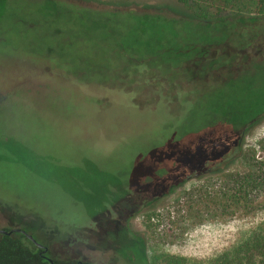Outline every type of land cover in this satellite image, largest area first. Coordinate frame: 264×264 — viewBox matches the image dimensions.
<instances>
[{"label":"rangeland","instance_id":"rangeland-1","mask_svg":"<svg viewBox=\"0 0 264 264\" xmlns=\"http://www.w3.org/2000/svg\"><path fill=\"white\" fill-rule=\"evenodd\" d=\"M32 1L0 0V229L24 219L58 246L93 229L81 253L95 264H221L264 221V201L229 214L212 194L224 180L182 154L203 120L194 87L178 84L195 55L181 43L257 17L256 1L50 0L49 16ZM241 141L264 154V117ZM122 192L132 203L115 208Z\"/></svg>","mask_w":264,"mask_h":264},{"label":"trees","instance_id":"trees-1","mask_svg":"<svg viewBox=\"0 0 264 264\" xmlns=\"http://www.w3.org/2000/svg\"><path fill=\"white\" fill-rule=\"evenodd\" d=\"M25 1L30 4V0ZM255 1L257 17L232 23L219 20L202 29L196 41L179 42L183 46L181 55L195 54L193 60L187 56L182 61L184 81L178 82L179 88L184 90L187 84L194 87L197 114L203 120L192 153L187 149L182 154L189 159L197 157L200 165L206 164L210 173L224 180L222 189L212 193L213 200H223L231 215L248 214L257 201H264V154L253 151L249 155L241 141L249 128L264 117V0ZM9 3L2 7L13 6ZM33 3L48 16L56 6L50 0ZM26 10L22 14L27 15ZM140 25L137 22L131 29L136 31ZM209 28L214 31L212 36L207 33ZM247 156L244 168L231 169ZM182 163L178 178L189 170L184 160ZM203 194L198 195L199 200ZM9 223L6 230L20 227L48 250L43 252L22 232L0 233V264H95L81 253L85 244H93L96 237L88 230L80 229L67 238L65 246H58L57 241L37 239L44 227H35L24 219ZM221 264H264V221L233 252L227 253Z\"/></svg>","mask_w":264,"mask_h":264},{"label":"flooded vegetation","instance_id":"flooded-vegetation-1","mask_svg":"<svg viewBox=\"0 0 264 264\" xmlns=\"http://www.w3.org/2000/svg\"><path fill=\"white\" fill-rule=\"evenodd\" d=\"M201 167H202V172H204L205 171V168H206V164H202L201 165ZM182 174H183V172H182ZM183 175H180V177L179 178H181ZM189 176V175H188ZM178 178V175L175 177V178H172V179H170V180H168L167 182H164L162 185H156V192L155 191H153V194H152V196H154V193H156V194H158L159 192H161L165 187H167V186H169L170 184H171V182H173L174 180H178L179 179ZM116 193V192H115ZM118 193V192H117ZM123 193V195H124V197L126 198L125 199V202H124V204L123 205H119V206H116L115 208H119L120 206L122 207V208H125V207H129L130 206V203H132V200H133V196L131 197L130 196V194L128 193V192H122ZM114 195V194H113ZM149 200L147 199H143L139 204H144L145 202H148ZM102 208L103 209H105V214L107 215V213L108 214H112V211H113V209H111V208H109L105 203H104V206H102ZM108 208V209H107ZM127 220V218H125V221ZM84 230H86V229H84ZM89 232H92V233H94L95 234V231L93 232V229H87ZM85 245H89V244H85ZM43 249V248H42Z\"/></svg>","mask_w":264,"mask_h":264},{"label":"water","instance_id":"water-1","mask_svg":"<svg viewBox=\"0 0 264 264\" xmlns=\"http://www.w3.org/2000/svg\"><path fill=\"white\" fill-rule=\"evenodd\" d=\"M14 232H22L23 234H26L29 239L33 240L39 247L43 248V252H45V253L47 252L48 248L46 246H44L43 244L36 241V239L33 237L32 234L27 233L25 230H22L20 227H15V228H12L10 230L0 229V233H2V234H12ZM49 259L51 262H53V260L51 258H49Z\"/></svg>","mask_w":264,"mask_h":264}]
</instances>
